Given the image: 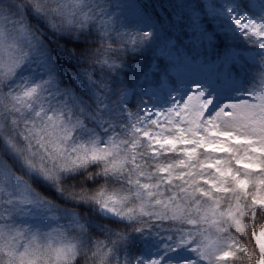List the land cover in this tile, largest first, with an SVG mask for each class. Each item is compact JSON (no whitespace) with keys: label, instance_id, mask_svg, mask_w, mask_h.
Instances as JSON below:
<instances>
[{"label":"snow or ice","instance_id":"obj_1","mask_svg":"<svg viewBox=\"0 0 264 264\" xmlns=\"http://www.w3.org/2000/svg\"><path fill=\"white\" fill-rule=\"evenodd\" d=\"M172 8L0 0V264H264V0Z\"/></svg>","mask_w":264,"mask_h":264},{"label":"rangeland","instance_id":"obj_2","mask_svg":"<svg viewBox=\"0 0 264 264\" xmlns=\"http://www.w3.org/2000/svg\"><path fill=\"white\" fill-rule=\"evenodd\" d=\"M149 2L151 4H153L155 6V12L154 15H158L157 13L159 12L160 9V5H159V0H149ZM170 3L174 4V3H178L180 2V0H169ZM206 2V0H205ZM159 16V15H158ZM166 22L168 19H164ZM169 31H171L172 33V38L175 40L177 37L179 38L180 41L183 42V44H187V45H191V31L187 28L184 29H180L179 28V22L177 24V28L175 30L173 29H169ZM187 32L188 35L185 36L184 33ZM226 43H231L230 41H226ZM153 54L150 52H145L142 55H138L137 58L140 60L142 59V67L146 64L147 60L146 58L149 56H152ZM133 67H136V64L133 63Z\"/></svg>","mask_w":264,"mask_h":264},{"label":"trees","instance_id":"obj_3","mask_svg":"<svg viewBox=\"0 0 264 264\" xmlns=\"http://www.w3.org/2000/svg\"><path fill=\"white\" fill-rule=\"evenodd\" d=\"M160 9L157 13L160 18L162 19H169L170 17L175 20V16L173 15V8L172 3L169 2V0H159ZM178 24V22H177ZM139 66L142 67V59H138ZM247 242V241H246Z\"/></svg>","mask_w":264,"mask_h":264}]
</instances>
